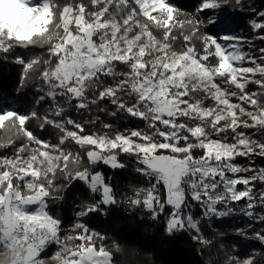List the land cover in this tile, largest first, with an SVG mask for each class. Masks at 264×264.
I'll return each instance as SVG.
<instances>
[{
	"label": "snow or ice",
	"instance_id": "6c2138e0",
	"mask_svg": "<svg viewBox=\"0 0 264 264\" xmlns=\"http://www.w3.org/2000/svg\"><path fill=\"white\" fill-rule=\"evenodd\" d=\"M227 2L201 0L199 11ZM202 23L172 0H0V57L21 65L25 80L37 73L35 103L44 110L0 106V264H116L121 246L113 241L110 249L106 234L84 218L121 204L153 220L168 209L167 233L192 230L204 245L211 241L193 203L211 219L229 217L244 201L242 214L264 223V190L255 191L257 182L264 186V167L238 161L264 158V55L242 50L229 19L214 35ZM253 27L264 30V23ZM94 110L140 126L118 129L93 119ZM30 121L58 130L57 142L34 134ZM121 156L146 183L118 199L100 169L126 168ZM76 182L91 199L66 229L50 204ZM254 237L264 244V230ZM224 264H254V257L228 256Z\"/></svg>",
	"mask_w": 264,
	"mask_h": 264
},
{
	"label": "trees",
	"instance_id": "16d2710c",
	"mask_svg": "<svg viewBox=\"0 0 264 264\" xmlns=\"http://www.w3.org/2000/svg\"><path fill=\"white\" fill-rule=\"evenodd\" d=\"M198 1L175 0L179 6L190 12V15H199L200 19L202 17L201 30L209 33L213 27L208 24L207 19L211 10L200 12ZM245 4L244 1L237 4L236 0H232V6L235 9ZM34 50L40 53L39 49ZM22 73L23 67L13 59L0 57V91L3 93V103L9 104L11 99H15L23 110L26 109L30 112L33 108L30 103L31 97L36 93L41 81L37 73H30V77L26 80L21 78ZM37 111L41 115L44 114L41 107H38ZM68 114L73 116L75 113L69 110ZM87 120L83 115L81 121ZM36 124V121H30L28 127L36 131L38 128ZM94 127V125H86V129L89 131H93ZM46 130L58 131L48 126H46ZM121 160L127 164L124 169L113 170L106 166H102L100 169L106 177H111V184L114 186L118 199H123L125 195H132L133 188L145 182L143 181L144 177L136 173L135 168L127 162L124 156H121ZM89 199L91 197L88 191L79 182L72 183L71 187L66 189L64 199L59 202L62 207L61 219L65 228H69L74 223L73 213L78 205ZM54 204L57 206L58 203ZM138 210L136 209L133 215H128L125 209L114 206L107 218L99 213L86 217V223L90 228L106 234L108 239L104 243L110 249L113 241L121 246L122 251L114 254L116 264H210L209 259L212 260V258L214 264H224L231 246L230 239L234 236L233 233L220 234L205 224L203 226L205 239L211 241L208 245L195 242L192 235L187 232L168 237L165 234L167 218L162 217L160 224L151 222L146 217L141 220L142 213H139L140 210Z\"/></svg>",
	"mask_w": 264,
	"mask_h": 264
},
{
	"label": "rangeland",
	"instance_id": "374dc122",
	"mask_svg": "<svg viewBox=\"0 0 264 264\" xmlns=\"http://www.w3.org/2000/svg\"><path fill=\"white\" fill-rule=\"evenodd\" d=\"M242 1H244L246 4L241 5L238 9H235L234 6H232V0H228V2L223 3L220 8L211 10L210 14L207 16V19L209 18V16L215 15L217 18V23L213 24V23L208 22V24L211 25V27L213 26L211 32H209L208 34H213V35L216 34L218 31H220V29L218 28V24L220 20L229 19L231 21V24L229 27H230V31L232 32V34L243 38L244 43L241 45L242 50L247 51L250 55H253V56L264 55L259 52L260 48H264V40L259 39L261 35H264V30H256L253 27L254 23H264V16L260 15V13L264 12V0H240V3ZM172 2L175 3L176 6L180 8L184 13L190 15V12H188L187 10L179 6L175 2V0H172ZM200 3H201V0L198 1V6ZM196 16L199 17V15H196ZM201 20H202V17H201ZM204 25H205V22H204ZM17 52L24 55L25 57H31V56L41 54L34 49H29V50L18 49ZM21 78L23 79V73H22ZM41 84L42 82L40 83V86ZM40 86L36 89V93H34L30 101L33 107L32 110L35 109L36 111H37V108L40 107L39 104L35 103L38 95H40V92L38 91ZM249 87H252V86L249 85ZM2 105H3L2 107H7L10 105L14 109L20 112L29 113L26 109L23 110L21 105H19L15 99H11L9 101V104L3 103ZM90 115H92L93 119L97 115H99L101 121L111 122L113 123L114 127L118 129H124L126 126L128 128H134V127L140 126V122L136 120L135 118H131V117H126V116L125 117H120V116L113 117L111 115H108L107 113L97 112L95 110ZM73 116L79 120H82L83 118V115H79L77 113H75ZM84 116L85 118L89 119L88 117L89 115H84ZM122 121H124L125 123ZM36 126H38V124H36ZM94 126L95 127L93 131L96 130V125ZM31 130L33 131L34 134L38 135L39 137L53 144L57 142L58 137L60 135L58 131L50 132L46 130V127L43 130H41L39 127L37 128L36 131H34L33 129ZM11 151L12 149L2 150V152L4 153H10ZM125 158L127 162L131 164V166H133L134 168L136 167L132 159L127 158V157ZM238 161L245 165L254 166L257 169L264 167V158L254 157L249 160H245L244 158H238ZM115 170H120V169H115ZM251 174L252 173H249V175ZM143 181H145V178H143ZM145 183L146 181L142 185H144ZM257 185L258 187L255 191L258 192L260 190H264V186H260L259 182H257ZM239 187L242 188L243 186H239ZM244 203H245L244 201H241L238 204L234 205L237 211L234 214L230 215L229 217H225V218L205 219L203 216H201V211H202L201 207L198 205H195V203H193V206L191 208V214L200 219V226L202 229L201 234L204 238H206L203 233V226L205 224L211 227L212 230L218 231V233L220 234L233 233L234 236L230 239L231 246L229 249L228 256H236L239 259L254 257V264H264V244H261L260 241L256 240L254 237L255 232L264 230V223H261L256 219L249 218L243 215L242 208H243ZM139 210H138L139 213H142L140 215L141 220L146 217L151 222H156L159 224L162 221V217L167 218V214H168V209H166L164 214H162L158 219L153 220L148 212L142 209H139ZM50 211L58 215L60 218H62V207L60 203H58L57 206H55L54 203L50 204ZM78 211H79V208L74 210V213H73L74 223L78 221V218L76 215ZM84 220L86 222V218H84ZM72 225L66 229H70ZM186 232L192 236L195 234L192 230H188ZM241 232L245 233L246 235H241L240 234ZM178 233L182 234L184 232H178ZM178 233L169 235L167 231H165V234L168 237H173L174 235H178ZM53 250H55V246H52V248L49 249V252L47 254H50ZM2 259L4 258L0 257V260ZM209 263L214 264L213 258L212 260L209 259ZM48 264H55V261L49 260Z\"/></svg>",
	"mask_w": 264,
	"mask_h": 264
},
{
	"label": "built area",
	"instance_id": "2783aa9c",
	"mask_svg": "<svg viewBox=\"0 0 264 264\" xmlns=\"http://www.w3.org/2000/svg\"><path fill=\"white\" fill-rule=\"evenodd\" d=\"M119 208H123V209H125V212H126V214H128V215H133V213L135 212V208H129L127 205H124V204H122V205H120V206H118ZM111 209H112V207L110 208V209H107L106 211H107V214L106 215H104V214H101L104 218H107V216H108V214L111 212ZM166 231V230H165ZM179 234V233H178Z\"/></svg>",
	"mask_w": 264,
	"mask_h": 264
}]
</instances>
